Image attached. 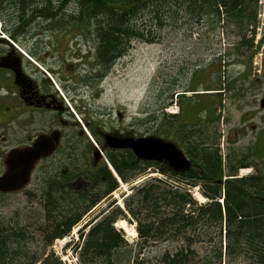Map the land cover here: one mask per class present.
<instances>
[{"label":"trees","instance_id":"obj_1","mask_svg":"<svg viewBox=\"0 0 264 264\" xmlns=\"http://www.w3.org/2000/svg\"><path fill=\"white\" fill-rule=\"evenodd\" d=\"M259 1L78 0L75 13L66 14L70 0H0L4 11L0 10V19L17 41L38 18L54 27L64 21L79 23L97 37L98 59L109 64L125 55L132 40L161 41L163 29L170 26L178 31L181 21L188 22L190 31L199 21L212 30L233 21L242 32L241 40L253 47L254 35L246 36L245 24L258 25ZM258 46L264 47V35ZM186 105L180 115L172 116L174 125L166 129L165 121L147 108L146 117L139 118L158 121L164 133L171 132L174 140L160 133L152 136L178 147L183 144L185 151L180 148L191 161L189 167L174 170L166 162L139 159L131 149L110 148H102L106 157L94 156L90 166L74 162L59 171L53 163V170L43 175L36 188L46 223H39L37 233L19 219L7 224L0 219V264H65L52 245L85 221L79 239L66 244L74 245L71 250L79 264H264V168L238 175L241 168L255 166L248 160L257 152L244 156L238 147L223 155L221 135L210 131L208 115L196 126L183 121L185 111L190 110ZM214 112L209 120L216 123L220 115ZM153 169L162 176H149ZM141 177L142 182L133 184ZM120 182L133 184L124 206L110 202L86 220ZM196 188L205 201L194 195ZM121 219L136 224L137 242L130 243L116 226Z\"/></svg>","mask_w":264,"mask_h":264},{"label":"rangeland","instance_id":"obj_2","mask_svg":"<svg viewBox=\"0 0 264 264\" xmlns=\"http://www.w3.org/2000/svg\"><path fill=\"white\" fill-rule=\"evenodd\" d=\"M70 1L64 11L66 14L75 13L78 4V0ZM259 3L258 25L245 24L248 29L245 30L246 36L254 35L253 47L248 41L241 40L242 32L233 21L214 30L211 25L200 21L194 24L192 31L187 28V21L180 22L182 28L178 31H172L170 26H166L160 35L161 41L132 40L125 55L121 56L113 70L101 81L102 88L95 89L93 93L88 90L84 92L87 102L79 97L85 105L82 110L77 107L71 93L65 91L61 82L80 85L85 75L95 74L97 69L93 64L97 63L94 61L97 37L93 32H87L81 24L72 21H64L63 25L54 27L38 18L28 26L26 36L17 41L7 34L0 19V37L8 39L7 45L0 41V52H11L13 49L16 54H20L24 67L32 74L34 81L47 79L53 83L54 88L58 89L56 93L59 91V97L63 98L70 111V115L66 113L67 110L61 112L63 114L60 113L59 117L64 121L59 122V125L55 124L56 130L71 133L65 139L69 153L64 157L60 155L54 164L59 171L66 170L74 162L90 166L94 156L106 157L97 136L91 133L87 124V111L91 107L88 103L97 112L94 117L96 122L109 131L135 138L161 134L172 140V133H164L158 121L143 122L139 115L146 117L144 108L154 111L159 121H165L166 129L170 124L174 125L172 116L180 115L183 106L187 109L186 103H189L190 110L185 111L183 121L196 126L198 120L205 119L208 115L206 120L210 123V131L221 135L223 155L229 149L238 147L245 153L244 156L252 150L257 152L256 156L248 160L255 166L239 170L238 175L244 177L264 168V47L258 46L264 35V0ZM2 9L1 13H4ZM88 53H92L94 57L86 56ZM204 89L212 90L204 92ZM178 94H185V97L180 98ZM213 111L216 117L220 115V120L216 123L209 120L210 117L213 118ZM1 113L6 115L4 111ZM29 117L47 120V115L32 113H28L23 120ZM8 121L10 120L7 119ZM7 122L0 125V176L8 170L6 161L12 150L9 144L11 139L7 134L11 124ZM21 123L31 124V121ZM178 145L182 148L183 144ZM93 148L98 151L92 153ZM44 165L36 164L29 182L22 188L8 193L0 192V219L4 224L19 219V222L29 225L31 231L38 233L39 223H46L44 204L40 193L36 191L41 184ZM152 171L155 170H150L149 176H162L160 172ZM143 180L144 177H141L133 184ZM133 184L120 182V187L106 201L97 205L86 220L97 215L110 202L123 207L124 198L130 194ZM194 195L200 201H205L198 188L194 190ZM121 221L123 219L116 226L123 230L130 243L137 242L139 235L136 224L124 220V229L120 227ZM85 223L86 221L76 226L69 236L57 239L52 245L65 264H69L67 260L72 259L70 252L74 246L66 244L79 239V230ZM158 248L154 247L153 251L157 252Z\"/></svg>","mask_w":264,"mask_h":264},{"label":"flooded vegetation","instance_id":"obj_3","mask_svg":"<svg viewBox=\"0 0 264 264\" xmlns=\"http://www.w3.org/2000/svg\"><path fill=\"white\" fill-rule=\"evenodd\" d=\"M0 41L6 45L8 43V39L5 37H0ZM11 50V52L6 53L0 52V110L4 111V114H6L3 115L0 111V125L2 122L6 123L7 119L10 120L7 122L11 124L7 129V134L11 139L9 144H11L12 150L10 151L8 159L11 157V154L19 155L33 149H36L39 152L38 157L31 164L29 173L30 180V175L37 163L45 164L41 172V174L43 173V177L47 171L53 170V163H55L60 155H63L64 157L69 153V146H67V141L65 139L71 133H68L66 130L63 132L56 130L55 124L59 125V122L64 121L59 117L61 112L67 110L66 113L70 115V111L65 105L63 98L61 99L59 97V91L56 93L58 89L54 88L55 86L53 83L49 82L47 79L37 80L38 82L34 81V77L28 72L22 63V56L16 54L15 50ZM97 53L98 51L95 50V57L92 53L86 55L91 58H96L94 61L97 63L93 65L95 70H97L94 72V75H85L83 82L80 85H66V81H64V83L63 81L61 82L65 91L69 94L71 93L73 101L77 104V107L79 106L81 108V110L85 105L82 100H79V97L81 96L83 100L87 102L84 92H87L88 90L90 93H93L95 89H101L103 86L101 85V81L106 78L108 72L113 70L117 61L120 59L117 58L109 64L102 63L98 59L99 56ZM30 65H32V63ZM32 68L34 69L35 66L33 65ZM56 85H58V83ZM88 104L91 107L88 108L87 113L89 114L86 117V121L90 130L95 132V136H97L102 145L101 148L118 150L128 149L113 148L109 146L106 137L108 135L121 138L133 136L128 134L120 135L117 132L109 131L102 124H98L94 118L97 115V112L94 111L90 103ZM28 113H32L33 115H47V120H34L33 117L27 118L29 120H23ZM4 120H6V122ZM21 121H31V124H23ZM4 125L5 124H2V126ZM97 151L96 148H93L92 153H96ZM99 158L100 155L96 157V159ZM6 172L0 177L5 175Z\"/></svg>","mask_w":264,"mask_h":264},{"label":"water","instance_id":"obj_4","mask_svg":"<svg viewBox=\"0 0 264 264\" xmlns=\"http://www.w3.org/2000/svg\"><path fill=\"white\" fill-rule=\"evenodd\" d=\"M109 146L113 148H128L133 150L139 159L166 162L174 170H185L191 161L180 147L171 141L155 136L143 137H106ZM36 149L22 154H11L8 159V170L0 177V191L12 192L22 188L29 182L31 164L38 157Z\"/></svg>","mask_w":264,"mask_h":264},{"label":"built area","instance_id":"obj_5","mask_svg":"<svg viewBox=\"0 0 264 264\" xmlns=\"http://www.w3.org/2000/svg\"><path fill=\"white\" fill-rule=\"evenodd\" d=\"M70 253H71V255H72L73 257H72V259H68L67 262H68L69 264H79V257H78V255L73 254L72 250H71Z\"/></svg>","mask_w":264,"mask_h":264},{"label":"bare ground","instance_id":"obj_6","mask_svg":"<svg viewBox=\"0 0 264 264\" xmlns=\"http://www.w3.org/2000/svg\"><path fill=\"white\" fill-rule=\"evenodd\" d=\"M201 202H202V201H201ZM120 223H122V224L120 225V227L126 229L125 226H124V224H126V222L123 220V221H121ZM134 231H135V230H134Z\"/></svg>","mask_w":264,"mask_h":264}]
</instances>
